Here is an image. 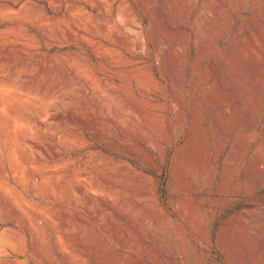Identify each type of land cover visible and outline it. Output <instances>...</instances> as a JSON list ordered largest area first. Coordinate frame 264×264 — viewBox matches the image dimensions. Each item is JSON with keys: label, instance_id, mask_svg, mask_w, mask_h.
<instances>
[{"label": "rangeland", "instance_id": "obj_1", "mask_svg": "<svg viewBox=\"0 0 264 264\" xmlns=\"http://www.w3.org/2000/svg\"><path fill=\"white\" fill-rule=\"evenodd\" d=\"M0 184V264H264V0H0Z\"/></svg>", "mask_w": 264, "mask_h": 264}, {"label": "bare ground", "instance_id": "obj_2", "mask_svg": "<svg viewBox=\"0 0 264 264\" xmlns=\"http://www.w3.org/2000/svg\"><path fill=\"white\" fill-rule=\"evenodd\" d=\"M235 5H236V3H235ZM184 10H185V9H184ZM203 10H204V9H203ZM204 11H205V10H204ZM216 20H217V19H216ZM220 22H221V21H220ZM204 29H205V28H204ZM181 38H182V37H181ZM184 38H185V37H184ZM179 46H180V45H179ZM245 55H246V54H245ZM212 73H213V72H212ZM212 73H211V74H212ZM253 73H254V72H253ZM214 74H215V73H214ZM231 77H232V76H231ZM253 79H254V78H253ZM253 79L251 78V79H248V80H249V81H250V80L253 81ZM246 80H247V79H246ZM248 80H247V81H248ZM215 81H216V80H215ZM215 81H214V83H215ZM221 81H223V80L221 79ZM226 81H227V80H226ZM249 81H248V82H249ZM254 82H255V81H253L251 84H253ZM243 83H245V82H243ZM221 84H222V83H221ZM215 85H216V87H217V84H214V88H215ZM253 85H255V83H254ZM251 86H252V85H251ZM251 86H250V89H252ZM247 87H248V86H247ZM247 87H246V86L244 87L245 90H246L245 93L248 91V90L246 89ZM212 88H213V86H212ZM253 88H254V87H253ZM215 89H216V88H215ZM241 89H243V87H242ZM218 90H219V89H218ZM219 91H220V90H219ZM221 92H222V91H221ZM239 92H240V91H239ZM243 92H244V90H243ZM225 93H226V92H224V94H223V93H222V94L225 95ZM227 93H228V92H227ZM241 93H242V92H241ZM245 93H244V94H245ZM239 94H240V93H239ZM223 95H222V96H223ZM218 96H219V95H218ZM245 96H246V94H245ZM245 96H242L241 98H244ZM220 97H221V95H220ZM237 97H239V96H237ZM248 98H249V97H248ZM237 99H238V98H237ZM240 100H241V99H240ZM231 103H232V102H231ZM233 103H234V102H233ZM196 105H197V104H196ZM231 106H232V105H231ZM234 107H235V104H234ZM236 107H237V106H236ZM201 108H202V107H201ZM244 108H245V107H244ZM234 111H235V110H234ZM230 113H232V112H230ZM234 114H235V113H234ZM233 116H234V115H233ZM213 127H214V126H213ZM216 127H217V126H216ZM218 128H219V127H218ZM220 130H221V129H220ZM218 131H219V130H217L216 132L218 133ZM221 132H222V131H221ZM221 132H220V133H221ZM218 134H219V133H218ZM218 134H216V135H217V137H216V143H217V145H219V147L221 148L222 144H224V143L222 142V139H221L222 136L219 137ZM219 135H222V133L219 134ZM233 151H234V150H233ZM258 167H259V166H258ZM258 167H257V163H256V164L254 165V168L257 169ZM252 170H253V169H252ZM253 173L255 174V172H253ZM255 175L259 176V175H258V172H257ZM254 179H255V178H254ZM255 180H256V179H255ZM257 181H258V180H257ZM259 182H260V181H259ZM1 186H2V185L0 184V189L2 188ZM5 188H6V187H5Z\"/></svg>", "mask_w": 264, "mask_h": 264}]
</instances>
